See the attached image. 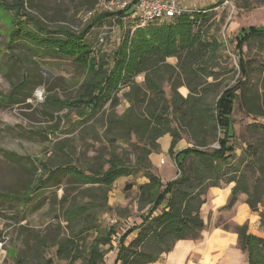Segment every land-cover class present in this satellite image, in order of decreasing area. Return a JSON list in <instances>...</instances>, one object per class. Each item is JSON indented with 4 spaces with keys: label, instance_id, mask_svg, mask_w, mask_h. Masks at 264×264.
Masks as SVG:
<instances>
[{
    "label": "rangeland",
    "instance_id": "1",
    "mask_svg": "<svg viewBox=\"0 0 264 264\" xmlns=\"http://www.w3.org/2000/svg\"><path fill=\"white\" fill-rule=\"evenodd\" d=\"M21 1L20 6V0H0V264H20L21 262L15 261L20 258L24 260V264H38L41 259L30 238L29 229L44 235L58 232L65 236L69 232V223L64 220L65 209L70 201L104 202V186L97 183L79 184L66 172L52 182H46L48 186L33 194L25 209L19 199L11 198L10 195L24 194L35 179H44L47 173L42 165L52 169L57 165L68 164L85 169L86 172L88 167L98 169L110 151L133 161L136 137L131 136V144H128L117 137V132L106 134V117L109 111L121 114L129 105L123 96L131 87L128 81H133L142 89L145 87V73L132 76L128 71L122 70L116 84L107 86L117 89L110 91L118 97L115 108H109L107 103L93 118L81 123L78 112L60 108L55 100H67L76 96L80 84L87 78L86 70L74 64L71 58L51 53L39 54L31 47L34 45L22 38L15 37V43L9 44L10 49H7V45L15 35L13 31L18 28L20 18L22 32H33L36 29L34 19L52 34L59 32L60 26L71 27L79 32L85 26L80 24L82 15L94 8L99 0ZM180 3L188 9H194V12H188V17L194 23L191 28L193 39H201L208 44L205 51L193 49L196 67L202 66H194L192 73L184 72L176 55L167 56L160 63L161 76H157L155 80L166 95L174 82L181 84L177 90L184 97L188 94L187 87L198 90L205 87L201 95L205 96V105L209 106L223 90L244 80L239 61H246L249 82L243 85V92L237 91L238 97L234 100L231 117L235 135L231 145L234 148V160L244 157L249 161V157L245 156L246 147L254 145L259 139L264 140V136L251 127L252 123L264 124V48L253 41L248 45L244 44L240 50L235 36L242 29L259 28L264 24V0H180ZM196 15L199 18H195ZM29 16H32V20H29ZM174 19L153 21L142 26H137L136 22L130 20L118 26L111 16L103 18L84 36L85 42L94 50L91 61L96 65L104 63L103 69L110 70L121 44L123 49H127L128 59L131 40L139 28H161L173 24ZM100 37L103 40H99ZM196 41L191 42L195 47L198 46ZM190 51L192 49H185L180 52V56L184 57ZM147 73L152 79V72ZM23 78L26 79V84L20 88L14 87L21 85ZM38 88L42 90L41 98L34 96ZM247 107L256 110L258 114L250 113ZM172 125L175 126V122ZM206 128L204 125V129ZM181 130V138L174 151L193 146L196 142L189 130ZM159 139L157 153L151 154L152 170L162 182H166L176 176L177 168L168 150L163 152L160 149ZM210 139L209 136L205 139L198 138L204 144L198 147L209 150L217 146L216 141ZM2 151L9 155H4ZM161 158H164V164L160 163ZM255 176L257 177V173ZM145 181L147 180L141 173L117 178L106 191L105 201L109 209L98 211L96 222L103 228L113 225L117 235L138 224L145 209L138 207L137 191L138 185ZM239 196L237 201L245 202L246 196ZM210 198L208 191L207 203L201 208L204 222L207 226L213 224L232 231L235 223L230 218L234 215L235 204L230 208L211 209L206 206L210 203ZM61 200L64 201L63 207ZM258 209L264 216V200L258 205ZM259 212H256L258 216ZM257 228L264 234V222L260 218ZM130 237L129 235L128 239ZM112 245L105 252L102 264H111L116 254V236L113 237ZM54 250L55 246L43 247V257L52 258V264H63L54 257Z\"/></svg>",
    "mask_w": 264,
    "mask_h": 264
},
{
    "label": "trees",
    "instance_id": "2",
    "mask_svg": "<svg viewBox=\"0 0 264 264\" xmlns=\"http://www.w3.org/2000/svg\"><path fill=\"white\" fill-rule=\"evenodd\" d=\"M21 4L20 0V6ZM16 8L18 12V3ZM110 15L111 13H97L81 31L60 26L59 32L55 34L47 32L48 30L37 19H34L36 31L22 32L20 26L22 18H20L18 28L13 31L15 35L7 45V49H10L9 44L14 42L15 37L22 38L34 45L31 47L39 54L51 53L71 58L74 64L86 70L87 78L80 84L76 96L67 100H55L60 108L78 112L80 116L78 120H82L81 123L93 118L107 103L109 108H115L118 97L110 91L117 89L107 86L116 84L122 70L128 71L132 76L145 73L143 89L133 81H128L131 87L123 93V96L129 105L123 112L117 115L109 111L106 117L108 132L106 134L117 132V137L128 144H131V136L136 137V141H133L135 148L133 161L124 155L116 154L115 151H110L98 169L88 167L86 172L85 169H78L68 164L57 165L52 169L42 165L47 173L44 179H35L34 184L28 186L24 194L10 195L11 198L19 199L25 209L33 194L42 191L48 186L46 182H52L64 172L79 184L97 183L106 188L103 190L102 204L98 201L69 202L64 217L69 223L67 235H60L58 232H48L44 235L29 229L30 238L34 241L41 259L38 264L53 263L52 258L43 257V247L47 246H55L54 257L63 264H102L105 252L113 246L114 236L117 238V245L112 264L155 262L162 253L170 252L177 241L200 238V233L206 225L201 215V208L207 201L209 188H224L231 184L228 201L222 208H230L236 203L238 196L244 194L245 203L250 210L259 212L258 205L264 200V140L259 139L254 145L249 144L246 147L245 156L249 157V161L244 157L234 160L235 153L231 145L235 135L231 117L234 100L238 97L237 91L243 92V85L249 82L247 62L239 61L244 80L234 87L223 90L212 105L206 106V98L201 95L205 87L201 90L187 87L188 94L184 97L177 90L181 84L174 82L166 95L155 80L157 76H161L160 63L165 57L176 55L184 72L192 73L197 62L194 59V51L197 49L205 51L208 47V44L201 39L199 41L193 39L194 35L191 33L193 19L188 17V12H184L175 17L173 24L161 28H139L131 40L128 59H126L127 49L126 47L123 49L121 44L114 57L113 67L108 70L103 69L104 63L96 65L91 61L94 50L85 42L84 36L94 24H99L103 18ZM29 20H32V16H29ZM235 37L240 50L244 44L248 45L253 41L264 48V24L259 28L242 29ZM193 41H196V44L198 42L197 47L191 44ZM185 49L192 51L184 57L180 56V52ZM166 66L170 67V65ZM199 66L202 65H197ZM149 71L153 74L152 79L147 73ZM22 81L21 85L14 87L20 88L27 82L25 78ZM262 89L264 99V87ZM247 108L250 113L258 114L256 110ZM173 122L175 126L172 125ZM204 125L207 126L206 129ZM251 127L264 136V124L252 123ZM185 128L196 142L193 146L174 151L175 145L181 138V129ZM164 134L171 136L168 154L173 157L177 168L176 176L166 182H162L153 172L151 162V154L157 153V140ZM207 136L211 138L210 140L216 141L217 146L209 150L199 148L198 146L204 144L198 138L205 139ZM2 152L4 155H9L6 151ZM138 173L147 180L138 185L137 191L138 207L145 209V213L140 215L138 224L128 227L126 231L117 235L113 225L103 228L96 222V213L109 209L105 201L106 191L117 178ZM61 201L63 207L64 201ZM259 216L263 223L264 216L261 211ZM21 228L25 227L21 226ZM224 229L228 230L226 227ZM232 231L237 234L240 249L246 253L247 264H264V237L248 232L247 223H235ZM129 235L131 237L128 239ZM15 261L24 264L21 258Z\"/></svg>",
    "mask_w": 264,
    "mask_h": 264
},
{
    "label": "crops",
    "instance_id": "3",
    "mask_svg": "<svg viewBox=\"0 0 264 264\" xmlns=\"http://www.w3.org/2000/svg\"><path fill=\"white\" fill-rule=\"evenodd\" d=\"M170 140L168 134L160 137L159 144L163 152L168 150ZM230 187L231 184L224 188H209L211 198L206 206L218 209L225 205L230 194ZM259 218L258 214L251 211L245 202L238 200L234 205V215L230 219L236 224L247 222L248 232L264 237L257 228ZM200 235V238L195 240L177 241L170 252L162 253L158 260L147 264H247L246 253L240 249L237 234L233 231L209 224L204 227Z\"/></svg>",
    "mask_w": 264,
    "mask_h": 264
},
{
    "label": "built area",
    "instance_id": "4",
    "mask_svg": "<svg viewBox=\"0 0 264 264\" xmlns=\"http://www.w3.org/2000/svg\"><path fill=\"white\" fill-rule=\"evenodd\" d=\"M180 3V0H99L94 8L87 10L81 17L82 26L89 23L97 13H111L116 25L126 24L127 21L136 22L142 26L153 21L175 18L184 12H191ZM99 40H103L102 37ZM42 90L36 89L34 96L41 98ZM164 163V158L160 159Z\"/></svg>",
    "mask_w": 264,
    "mask_h": 264
}]
</instances>
